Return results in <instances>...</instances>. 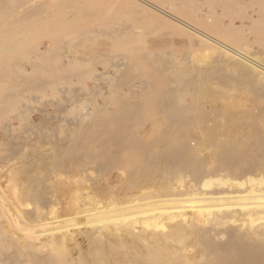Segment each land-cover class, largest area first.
Listing matches in <instances>:
<instances>
[{
	"label": "rangeland",
	"instance_id": "rangeland-1",
	"mask_svg": "<svg viewBox=\"0 0 264 264\" xmlns=\"http://www.w3.org/2000/svg\"><path fill=\"white\" fill-rule=\"evenodd\" d=\"M102 1L0 0V67H4L0 73V264L60 263L57 249L34 248L25 233L29 229L42 235L48 227L42 229L40 223L50 218L61 220L56 227L74 236L80 233V226L81 231H90L89 225L99 219L113 225L131 216L141 228L153 211L139 213L159 208L169 198L180 199L181 205H172L173 210L185 208L182 212L192 217L195 197L176 192L175 188L197 183L203 193H209L216 189L219 178L230 185L264 171L262 160L260 170L223 171L214 155L221 141L228 139L235 142L233 150L237 144L255 141L253 154L264 157V91L255 85L251 67L236 65L220 55H208L198 43L176 34L168 17L159 12V18H155L124 0ZM156 3L264 65V0ZM30 5L44 13L32 20L35 24L27 22L20 12ZM50 15L56 17L58 32L48 35L47 25L43 24ZM7 29L16 33L4 32ZM42 59L46 67L43 74L39 68ZM121 60L133 67L117 66ZM167 101L183 117L175 128L169 111L163 109ZM126 105L132 111L128 115L123 111ZM214 106L215 112L211 108ZM240 118L246 120L244 125ZM207 119L212 120L210 129L204 125ZM103 123L110 125L104 127ZM105 130L108 138L102 134ZM184 133L192 145L188 148L199 150V175L178 163L172 164L171 170V164L160 160L147 168L149 173L145 169L135 174L128 166L133 163V154L121 150L112 136L118 134L130 145L153 146L165 154L164 148L169 146L166 143H176ZM224 134L226 137H222ZM209 136L213 138L211 147L206 145ZM201 144L203 148H199ZM210 180L211 186L204 187ZM141 192L145 204L139 203ZM93 201L108 205L109 213L85 216L83 211L92 209ZM138 204L144 208H137ZM170 212L153 216L163 222ZM102 244L97 243L95 248ZM75 247L70 246L63 256L77 257L80 248ZM82 247L84 259L77 264H100L104 257L111 260L116 256V260L126 252L114 247L103 257L92 256L86 255L88 246Z\"/></svg>",
	"mask_w": 264,
	"mask_h": 264
},
{
	"label": "bare ground",
	"instance_id": "bare-ground-1",
	"mask_svg": "<svg viewBox=\"0 0 264 264\" xmlns=\"http://www.w3.org/2000/svg\"><path fill=\"white\" fill-rule=\"evenodd\" d=\"M111 1H114V0H111ZM111 1H110V4L113 3ZM124 1H127L129 5L136 7L138 10L147 11L155 18H159L157 14L158 12L160 16L161 15L167 16L169 19V23L172 24L174 28V32L176 34H178L179 36L186 37L191 43H198L199 46L203 49V51L207 53L208 55L209 54L220 55L224 59L232 61L236 63V65H240V66H244V64L249 65L252 70L251 74H252V79L254 77L253 81L255 82V85L259 87L260 90L264 91V65L260 64L254 58L249 57L248 55L240 51H237L238 49L236 50L232 48L233 47L232 45H231L232 47H230V45H227L226 43L221 42L220 41L221 39H217L215 36L205 33L202 29H199L195 27L193 24H191L192 22L188 23L174 16V14H171L169 11H167V9H164L166 7L163 8L157 5L156 0H152V1L124 0ZM101 2H104V1L101 0ZM32 6L33 5L25 7L23 8L22 11L19 10L21 13L25 15V20H27V22L30 20L31 21L35 20L38 17H40V15L44 14L42 10H38L39 8L36 9L37 7L32 8ZM2 7L0 9H2ZM52 14H54V12ZM55 18H52V15H50L48 17V20L46 19L47 21L44 19L46 24L42 23L43 25H47L46 31L49 33L48 35H51L54 33L56 34L58 32V30L56 29L54 25ZM4 19L6 20V18ZM84 29L87 30L88 28H84ZM4 32L10 33V34L16 33V31L13 29H7V30H4ZM19 36H23V35L20 34ZM49 50L50 48L48 49V51H45V53L49 52ZM43 63L44 61L42 59L41 64L39 65V68L42 74L46 72V67ZM149 63L152 64L153 61L150 60ZM116 65L119 67L127 68V69H131L133 67L131 66L130 62L124 61V60L119 61ZM34 67H36V65ZM1 68L4 69V67L3 66L0 67V73H3V70ZM0 77H3V76L0 74ZM0 81H2L1 78H0ZM128 105L123 106L124 115L126 114L128 115L132 112ZM123 107H120V109H122ZM211 108L213 111L215 110V106ZM224 108H226V105ZM227 108H230V107H227ZM163 109L169 111L167 112L168 113L167 115L169 116V118H171L172 124L174 125L172 127L175 128V124H179L180 119H183L182 116L180 117V112H178L177 108L171 102H168V101L164 103ZM236 111H238V109ZM223 112H225V110ZM207 113L214 114L210 112H207ZM204 117L208 118V116H204ZM245 121L246 120L244 118L239 119V122L243 123V125L245 124L244 123ZM211 122L212 120H208L207 122H205L204 124L205 128L210 129ZM105 124H109V123H103L102 126L106 127ZM246 124H249V123H246ZM216 126H220V125L217 124ZM179 128L180 127H178V129ZM183 128H187V125L182 127V129ZM214 130H217V129L215 128ZM227 130H230V128L225 129V131ZM231 131L234 132V130H231ZM243 132L244 131H242V133ZM207 133H203V134H205L206 136ZM102 134L105 135L107 138L109 136V133L106 130L103 131ZM187 135H188L187 133H184V137L181 136L182 138L180 137V140H178L176 143L170 142L171 145L169 143H166L169 146L164 148L165 151L163 152H165V154L164 153L161 154L162 152H158L159 149L157 150L153 146H144V145L135 146L134 144L130 145L129 143H126V141L128 140L124 141L123 139H120V136L118 134L112 135V136H113V140L117 143L116 145L119 146L121 150L127 152L130 155L133 154V163H130L128 166L129 168H131L132 172L135 174H138L144 171L148 167L151 168L152 166L151 164L153 162L160 160L162 162L165 161L166 162L165 165L168 163L171 164V165L168 164L169 166H171V170H173L172 164L175 165L178 163V164H181L182 167L183 165H185L186 167H189L191 172H194L197 175H199L200 171L196 163V160L199 155V150L197 149L198 151L197 150L195 151L196 148H194L193 149L194 151H191L188 148L189 146L192 147V145L188 143ZM214 135L215 133L213 132V137H216ZM225 135L226 134L222 135V137H224ZM212 139L213 138L210 136L207 138L206 140L207 143L205 142L207 147L208 146L211 147L210 144L212 143L211 142ZM255 144H256L255 141L249 140L244 144H241V145L237 144L238 146L237 149L233 150V147L235 145L234 141L230 142L228 139L227 141L225 140L221 141V144L218 146V149H217L218 152L216 153L214 152L215 153L214 155H216V160L218 162L217 165L222 167L223 171L235 168V170H238L240 173L242 171H252L253 169H256V170L259 169V166L262 161L264 162V159L258 160V158H264V157L253 154V151L255 147L257 146V144L256 145ZM203 146L204 145L201 144L199 148H203ZM119 152H116V154H118ZM112 156H115V155H112ZM110 158L106 160H109ZM114 160L115 159H113L112 161L114 162ZM166 167L167 166H165V169H167ZM147 170L146 172L149 173L150 170L148 171ZM153 171H155V169ZM257 172H255L256 174H254V176L256 175L255 177L250 176L246 181L240 180L230 185H226L225 180L222 179L223 177L221 179L219 178L217 180V183H219L218 186L216 187V189H214V191H211L209 193L208 192L203 193L201 191L203 190L201 186H199L197 183H192V182H191L192 184L188 186H183L178 189L175 188V190H177L176 192H179V193L185 192L186 194H189L195 197L194 199H195L196 206L193 207L192 209V212H191V214H193L192 217L188 216V214L185 212L186 211L185 208H179V209L174 208L173 210L172 205H175L176 203L180 204L181 202H180V199L169 198L166 201L161 200V201H164V204L162 203L163 206L159 208H155L154 210L143 211L139 213V214L143 213L142 215H147L148 213H151L153 211L151 215L148 214V216L145 217V222H144L145 227L143 226L141 228L137 227L136 222H133V217L131 216L120 220L119 222L120 224H116V221H114L115 224L113 225H109V224H112V222H109V221H106L107 223L109 222V224L107 223L104 224L105 222H102L103 220L99 219L96 221L97 223H101L99 226H97V223L95 224L96 226L93 223L90 225L88 224L89 226H92L91 228L88 227L90 231H86V230L81 231L80 227H83V226H80L79 227L80 233L74 236V234L73 233L71 234V232L63 231L64 228L56 227L58 226L57 224L61 222V220L59 219L57 220L56 218L55 219L50 218L48 220L47 218L49 222H46L45 224L40 223L42 229L44 228L46 229V227H48L46 231L42 230L43 232L42 235L37 236L36 233H33V231L29 229L28 230L26 229L27 232L25 233L28 234V237H29L28 240L30 242L32 241L31 243L29 242L32 247L41 248L43 250L57 249L59 257L62 258L61 260H59L62 262V264H77L81 262L84 259V252H83L84 250L81 249V247L84 245L89 247V249L87 250L88 252L85 251L87 252V254L86 253L85 254L86 255L90 254L92 256L102 255L103 257L104 253L109 254L110 250L114 247H119L120 249L126 251L124 255L120 256L121 258L117 257L116 260L118 261L115 260L116 256H113L114 258L111 260H109V258L106 259L104 257V261L103 260L102 262L98 261L100 264H113V262L111 261H114L115 262L114 264H264V171L261 174ZM159 173H162V172H159ZM146 175L148 176V174H145V176ZM148 177H151V176L149 175ZM211 183H212L211 180L206 181L204 183V187H210ZM107 195H110V194L108 193ZM140 196L142 197L138 198V200L140 201L139 203L142 202L143 204H145L143 202L146 200L145 194L141 192ZM111 202L109 204H111ZM127 202H130V201H127ZM101 204H102V207H101ZM143 204L141 205L138 204L139 206L137 208L139 209L144 208ZM92 205H93L92 209L83 211V213H85V216L92 215L93 212L97 214L98 216H105L107 213H109L108 212L109 206L103 203H100V201H93ZM135 205H137V203L132 204L130 206H135ZM166 205H169V207H167ZM189 205L186 204V206H189ZM184 209L185 211L182 212V210ZM156 210H160L161 213L162 212L169 213L170 210H173L174 213L178 212V210H180V212H178V215H176L177 213L173 214V212H170V214L167 215L168 217L166 218L164 217L166 219L165 221L159 222V219L153 216L155 214H158V216L159 214H161L159 212H154ZM162 216H164V214L161 215L160 218ZM139 219L144 220V218L142 217H140ZM83 221L85 222V220ZM38 226L39 225H36L33 228H36ZM42 226H45V227H42ZM54 226L56 228H53ZM35 243H37V245H35ZM97 243L99 244L103 243V244L99 245L100 248L96 247L97 248L96 250L95 246ZM114 244H117V246H115ZM70 246H74V247L78 246V248H80L78 250L79 254L77 257L74 254L63 256V253H66V251L69 249ZM60 263H56V264H60Z\"/></svg>",
	"mask_w": 264,
	"mask_h": 264
}]
</instances>
